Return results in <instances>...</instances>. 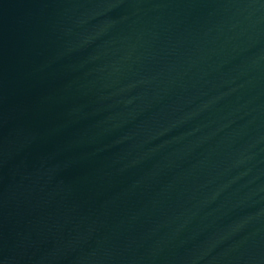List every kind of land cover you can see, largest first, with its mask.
Instances as JSON below:
<instances>
[{
    "label": "water",
    "instance_id": "water-1",
    "mask_svg": "<svg viewBox=\"0 0 264 264\" xmlns=\"http://www.w3.org/2000/svg\"><path fill=\"white\" fill-rule=\"evenodd\" d=\"M0 264H264V0H0Z\"/></svg>",
    "mask_w": 264,
    "mask_h": 264
}]
</instances>
